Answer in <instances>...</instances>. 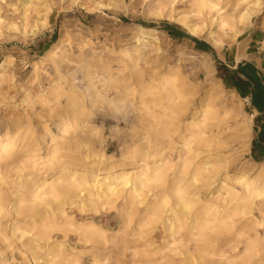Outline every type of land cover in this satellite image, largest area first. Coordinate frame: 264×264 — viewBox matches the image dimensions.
<instances>
[{"label":"bare ground","instance_id":"6f19581e","mask_svg":"<svg viewBox=\"0 0 264 264\" xmlns=\"http://www.w3.org/2000/svg\"><path fill=\"white\" fill-rule=\"evenodd\" d=\"M94 1L96 9L127 7L124 0ZM144 1L149 14L176 21L215 48L236 41L253 24L260 5V0H187L186 8L177 11L174 5L179 0ZM64 2L0 0V38L37 34L49 26L54 7ZM135 27L120 49L108 50L110 56L101 54L96 40L80 41L79 48L89 47L91 53L77 67L91 96L114 109L126 98L106 97L107 88L120 79L119 73L129 72L139 92L134 107L147 123L146 148H132V167L127 169L115 164L113 155L84 144L83 162L77 163L71 160L75 147L55 140L44 123L40 138L50 136L51 142L43 157L40 138L26 135L21 146L12 139L15 126H21L19 118L0 120V165L13 169L21 168L16 165L21 163L28 169L12 184L14 197L4 199L0 191V211L10 217L12 235L35 264H264V159L236 163L230 174L231 154L219 150L223 144L218 139L221 131L230 129L231 116L239 131L235 153L248 151L253 116L238 118L243 98L235 88L226 92L222 83L215 82L207 52H179L207 70L209 86L199 93L179 63L167 60L157 29ZM69 40L70 36L59 38L42 58L56 61ZM242 56L239 49L237 61ZM153 60L162 66L148 72ZM14 61L17 56L6 51L0 84L16 81V73L8 69ZM39 62L32 63L34 70ZM69 75L73 80L74 71ZM56 78L34 95L30 87L23 88L24 101H38L54 111L57 124L67 131L72 128L71 116L83 115L85 108H66L58 100L64 95L79 99L85 92L75 81L65 89L67 75L59 70ZM196 94L200 100L192 104L190 98ZM217 99L219 106L214 104ZM188 110L187 118H181L180 113ZM177 143L175 158L167 156V145Z\"/></svg>","mask_w":264,"mask_h":264},{"label":"rangeland","instance_id":"374dc122","mask_svg":"<svg viewBox=\"0 0 264 264\" xmlns=\"http://www.w3.org/2000/svg\"><path fill=\"white\" fill-rule=\"evenodd\" d=\"M76 3H71L70 0H65L64 4L54 7L49 16V26L42 29L35 35L8 37L4 34L0 38V46L5 49L0 50V64L3 62L5 52L12 53L17 56V61H14L8 66L9 72L16 73V81L9 80L0 84V120L8 121L19 118L21 126H15L11 133L12 139L21 146L23 138L26 135H31L39 140L40 130L44 123L50 127L51 133L55 140L63 142V146L75 147L71 152L74 157L71 159L74 162L82 163L86 153L84 144L92 146L98 152L104 151L108 155H113L115 164L123 165L122 167H132L131 155L132 148L138 147L140 151L144 150L147 145V140L144 138L147 133V123L142 120V116L134 106L139 101L138 87L134 83V78L129 75V72L123 71L119 73V80L113 82L107 88L106 97H117L125 95L126 100L121 103L119 109H114L107 104H101L95 100L90 91L86 90L87 82L83 78L82 71L77 67L79 61L88 60L91 49L89 47L80 49L78 43L85 38H92L97 41L96 48L101 51L102 55L110 56V49H120L129 39L136 24L157 29L158 36L161 39V47L167 60L171 63H179L182 72L189 80L198 85L199 93L208 88V83L205 80L207 70L198 61L190 60L181 55L180 51H191L192 46L187 44L186 38L194 37L187 30L174 20L156 17L146 11V1L144 0H124L127 7L121 9H96L94 0H76ZM187 0H179L175 3V8L180 11L187 6ZM86 5L92 7L88 10L83 7ZM254 13L252 20L253 24L245 29L244 33L232 44H226L221 48H215L205 39L198 38L200 41L208 43L210 50H205L209 54V61L214 68V80L216 83H222L226 92H230L234 88L226 84L223 80L224 69L221 65H225L229 69H235L227 66L230 64L233 54L239 49L249 53L252 61L261 67H264V0H260V5ZM11 12V11H9ZM175 27L183 33L189 35L184 38L170 37L166 27ZM70 36L69 42L66 43L58 52L60 58L56 61H51L49 58L43 59L42 56L54 46V43L59 38ZM197 38V37H196ZM256 39V41H253ZM192 40V39H191ZM194 41V40H193ZM246 48L247 46H249ZM65 58H62L64 57ZM43 59V62H39ZM39 62V68L34 70L32 63ZM162 62V61H161ZM163 63V62H162ZM28 65V66H27ZM161 63L151 61L147 65V71L152 72L154 67H159ZM162 66V65H161ZM164 67V66H163ZM163 67H160L161 69ZM97 68H100L99 66ZM61 71L67 75L63 82L65 89L69 90L72 82L79 91L85 92V96L79 99H74L68 95L62 96L58 102L66 108H85L83 115L71 116L70 129L67 131L63 126L58 125L54 111L44 107L38 101L32 104H26L24 101V89L31 88L32 95L39 92L48 85L51 80L57 79V71ZM74 71V79L71 80L70 72ZM125 72V73H124ZM127 87V88H126ZM240 97L241 94L235 89L234 91ZM128 95L126 96V94ZM241 112L238 113V118H244L245 114L251 115L254 113L250 107L247 98L242 97ZM192 104L200 100L199 94L191 96ZM219 100H215L214 104L219 106ZM57 102L53 100L52 106ZM180 113L181 118L186 119L188 115ZM223 112L220 110L218 114ZM219 120V119H217ZM226 128L218 135L223 146L220 151L222 153L231 154L228 171L233 174V168L236 163H244L248 161H262L252 151V141L256 137L255 125L257 121L253 116L251 142L248 151H240L237 138L239 131L234 128L235 118L228 116ZM225 126V124H224ZM214 129V128H213ZM217 132L216 129H214ZM3 133L1 128L0 134ZM177 139V137H176ZM178 140V139H177ZM51 137H45L39 140L40 155H46V147L50 144ZM135 143V145H133ZM180 143L167 145L165 154L175 158L176 149ZM139 151V152H140ZM205 156V153L203 154ZM202 155V157H204ZM21 168L10 169V165H0V191L3 192L4 199L14 197L16 190L12 184L19 180L20 175L27 173L28 169L22 168L21 163L16 164ZM15 165V166H16ZM203 194L207 195L206 192ZM11 205L7 206L10 209ZM256 212V211H254ZM113 214L110 215L112 217ZM117 229L116 224L114 225ZM88 250L87 247H80ZM91 252V251H90ZM0 264H35L31 255L20 246L18 239L11 233L10 217L5 211H0Z\"/></svg>","mask_w":264,"mask_h":264},{"label":"trees","instance_id":"16d2710c","mask_svg":"<svg viewBox=\"0 0 264 264\" xmlns=\"http://www.w3.org/2000/svg\"><path fill=\"white\" fill-rule=\"evenodd\" d=\"M171 36L174 37H189V35L183 33L182 31L176 29L175 27H166ZM192 40L196 42V47L203 50H210L208 43L200 41L196 37H191ZM204 44V46H202ZM222 69H224L223 80L229 86L236 88L237 91L241 94V96L245 97L249 93V88L254 87L258 92V98L255 104H259L261 99L264 96V79L258 75L256 67L249 62H240L235 69H229L225 65L220 64ZM254 100V95H253ZM258 106V105H257ZM258 150L256 146V141L253 140L252 151Z\"/></svg>","mask_w":264,"mask_h":264},{"label":"crops","instance_id":"0c3cea01","mask_svg":"<svg viewBox=\"0 0 264 264\" xmlns=\"http://www.w3.org/2000/svg\"><path fill=\"white\" fill-rule=\"evenodd\" d=\"M167 30V29H166ZM168 31V30H167ZM169 33V31H168ZM169 36L172 38L174 36H171V34L169 33ZM176 38V37H174ZM179 38V37H177ZM181 38V37H180ZM184 38V37H182ZM187 44L192 46L193 49L197 50V51H205L203 49H199L196 47V42L186 38ZM253 41H256V39H254ZM202 46H204V44H202ZM250 47L247 46L246 48ZM237 53H235V55L233 54V58L230 60V64L225 63L227 66H230L233 68H236L238 66V64L240 62H249L252 63L257 70L258 75H260V77L262 79H264V67L259 66L258 64L254 63L252 61V59L249 56V53L245 51V56H242L239 61H237L236 57H237ZM236 89V88H235ZM237 90V89H236ZM249 93L244 97V98H248V100L250 101V107L254 112V117L257 121V124L255 125V129H256V137L253 139L256 141V146L258 147V150L254 151V154L259 155L258 157H260V159H264V96H262L263 98L261 99V101H259V104H255L257 101V99H259L258 97V92L255 90L254 87H251L248 89ZM253 95H254V100H253ZM243 97V96H242ZM258 105V106H257ZM252 145H253V141H252ZM253 147V146H252Z\"/></svg>","mask_w":264,"mask_h":264},{"label":"built area","instance_id":"2783aa9c","mask_svg":"<svg viewBox=\"0 0 264 264\" xmlns=\"http://www.w3.org/2000/svg\"><path fill=\"white\" fill-rule=\"evenodd\" d=\"M246 100H247V101L249 102V104H250V101L248 100V98H247ZM251 115L254 116V113H251Z\"/></svg>","mask_w":264,"mask_h":264}]
</instances>
